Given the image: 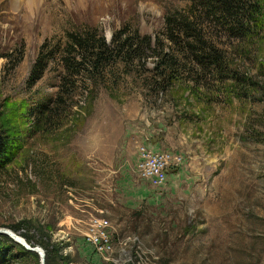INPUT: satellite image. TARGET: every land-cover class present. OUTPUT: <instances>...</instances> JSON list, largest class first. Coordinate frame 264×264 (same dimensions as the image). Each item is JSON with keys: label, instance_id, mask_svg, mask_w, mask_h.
Listing matches in <instances>:
<instances>
[{"label": "rangeland", "instance_id": "rangeland-1", "mask_svg": "<svg viewBox=\"0 0 264 264\" xmlns=\"http://www.w3.org/2000/svg\"><path fill=\"white\" fill-rule=\"evenodd\" d=\"M249 1L259 13L244 40L209 30L232 80L176 52L169 75L146 50L70 82L68 33L110 43L126 28L166 53L165 16L190 0H0V229L51 264H264V0ZM42 47L56 56L30 85ZM142 146L179 160L164 185L138 176ZM92 218L110 224V257L85 242ZM26 252L10 264H40Z\"/></svg>", "mask_w": 264, "mask_h": 264}, {"label": "trees", "instance_id": "trees-1", "mask_svg": "<svg viewBox=\"0 0 264 264\" xmlns=\"http://www.w3.org/2000/svg\"><path fill=\"white\" fill-rule=\"evenodd\" d=\"M258 13V6L249 0H190L187 12L177 11L173 14L167 13L165 16V39L173 46L166 53L162 52L158 38L154 40L153 49L154 47H150L149 37H141L136 31L129 33L126 28L114 33L110 43H107L95 29L68 33L59 60L65 73L63 79L69 77L70 82H76L83 76L87 77L86 79H93L102 75L106 67L118 63L130 67L135 61L145 60L148 57L146 50H153V56L159 60L158 66L164 68V73L168 69L171 73L169 75H173L174 69L176 72L181 71L182 65L173 54L176 52L178 55L181 53L183 59L188 60L198 70L214 77L211 79L232 80L223 52L209 40L211 35L209 30L216 29L233 39L244 40L251 33L250 25ZM55 54V50L44 53L43 47L41 48L31 66L28 84L32 85L40 79ZM2 164L0 161V168ZM1 239L10 242L6 236L0 235ZM26 242L29 245L34 244L29 239ZM15 249L0 243V264H10L14 259H19V254L27 253L22 248L20 252H16ZM45 251L44 263L51 264L49 252Z\"/></svg>", "mask_w": 264, "mask_h": 264}, {"label": "built area", "instance_id": "built-area-1", "mask_svg": "<svg viewBox=\"0 0 264 264\" xmlns=\"http://www.w3.org/2000/svg\"><path fill=\"white\" fill-rule=\"evenodd\" d=\"M178 163L177 158L166 152H155L142 146L138 152L136 172L141 179L160 187L166 182L168 171L178 167ZM109 229V222L103 218L90 219L86 228L85 242L100 256L110 257L115 253L114 240Z\"/></svg>", "mask_w": 264, "mask_h": 264}, {"label": "water", "instance_id": "water-1", "mask_svg": "<svg viewBox=\"0 0 264 264\" xmlns=\"http://www.w3.org/2000/svg\"><path fill=\"white\" fill-rule=\"evenodd\" d=\"M0 235L8 236L12 241H14L16 244H19L22 246L26 251L28 252H34L39 255L40 258V264H44V254L41 249L38 247H31L29 246L23 239L20 240L18 236L14 235L12 232L4 229H0Z\"/></svg>", "mask_w": 264, "mask_h": 264}, {"label": "bare ground", "instance_id": "bare-ground-1", "mask_svg": "<svg viewBox=\"0 0 264 264\" xmlns=\"http://www.w3.org/2000/svg\"><path fill=\"white\" fill-rule=\"evenodd\" d=\"M20 240H22L20 237H18Z\"/></svg>", "mask_w": 264, "mask_h": 264}]
</instances>
